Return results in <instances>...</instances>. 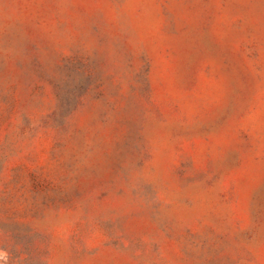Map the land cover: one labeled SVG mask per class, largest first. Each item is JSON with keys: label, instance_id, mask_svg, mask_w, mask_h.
I'll return each instance as SVG.
<instances>
[{"label": "rangeland", "instance_id": "1", "mask_svg": "<svg viewBox=\"0 0 264 264\" xmlns=\"http://www.w3.org/2000/svg\"><path fill=\"white\" fill-rule=\"evenodd\" d=\"M0 264H264V0H0Z\"/></svg>", "mask_w": 264, "mask_h": 264}]
</instances>
